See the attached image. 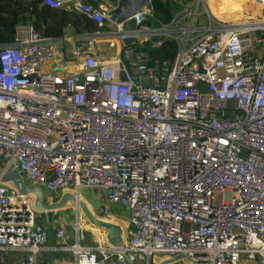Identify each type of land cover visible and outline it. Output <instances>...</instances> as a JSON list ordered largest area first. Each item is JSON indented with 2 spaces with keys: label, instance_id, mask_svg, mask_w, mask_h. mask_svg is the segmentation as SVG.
Segmentation results:
<instances>
[{
  "label": "built area",
  "instance_id": "2783aa9c",
  "mask_svg": "<svg viewBox=\"0 0 264 264\" xmlns=\"http://www.w3.org/2000/svg\"><path fill=\"white\" fill-rule=\"evenodd\" d=\"M199 1L157 29L144 25L150 5L127 31L111 20L115 3L67 0L96 25L74 47V74L43 70L54 56L43 24H19L0 45V174L16 170L56 200L102 191L127 223L113 246L104 230L81 244L92 231L77 217L71 242L57 221L49 248L33 196L0 182V264L8 253L39 264L48 250L72 261L44 264H264V0L234 22L201 13ZM163 40L177 45L171 62L150 64L135 46ZM116 42L118 56L96 54Z\"/></svg>",
  "mask_w": 264,
  "mask_h": 264
},
{
  "label": "trees",
  "instance_id": "16d2710c",
  "mask_svg": "<svg viewBox=\"0 0 264 264\" xmlns=\"http://www.w3.org/2000/svg\"><path fill=\"white\" fill-rule=\"evenodd\" d=\"M100 2L101 0H88V3L94 7ZM151 8V14L144 22V25L151 29L170 24L177 11L168 0H151ZM27 23L37 28L43 24L44 35L54 37L62 36L67 26H73L78 33H91L96 30L95 23L85 15L51 9L44 4V0H0V45L12 42L16 26ZM150 45V41L142 46L135 45L148 53L150 64L171 62L177 52V45L172 40H163L157 48H152ZM119 212V209H110L112 214Z\"/></svg>",
  "mask_w": 264,
  "mask_h": 264
},
{
  "label": "crops",
  "instance_id": "0c3cea01",
  "mask_svg": "<svg viewBox=\"0 0 264 264\" xmlns=\"http://www.w3.org/2000/svg\"><path fill=\"white\" fill-rule=\"evenodd\" d=\"M62 1L65 2V4L59 10L70 12L68 5L66 3L67 0H62ZM117 1L118 0H101V2L99 4L101 5V4H105L108 2H112V3L116 4ZM168 1H169L170 5H172L173 7L176 8L177 11L175 13H177V12H180L183 9H185V3L186 2L188 3L190 0H168ZM208 1H209V3H208ZM208 1H207V5L210 6V9H213V10H211L213 13V16L221 19V14L224 13L222 11L223 9L221 7L219 8L221 2L223 4V6L226 8L225 10L227 12L231 13L232 12L231 10H234V12L236 13L242 5L248 3L250 0H243L240 5L236 4L237 0H208ZM246 1H248V2H246ZM87 2H88V0H87ZM245 7H246V5H245ZM245 7L243 6V8L241 10L242 15H244ZM225 21H227V20L225 19ZM85 33L86 32L78 33L74 30L73 26H67V28H65L63 30L62 36H60V37L48 36L54 40V44H53L54 56L50 61H48L47 63H45L43 65V70H45V71L55 70V71H58L60 73H65V74L77 73L80 70V65L82 64L83 59L74 54V47H75L78 39L82 35H84ZM120 49H121V45L118 42H116L114 44L113 48H107L106 45H104V44H98L97 49H96V54L101 56L104 59H108V58L113 57V56H118ZM8 185L13 186L12 184H8ZM69 203H71V202H69ZM87 207H88V205H87ZM80 213H81V210H80ZM125 215H126V209H124V211L122 213H120V215H118V214L114 215V216L120 218L121 223H118V225H120V227L122 228V231L127 226ZM38 218H39V221L43 222L47 228V231L49 234L47 246L50 248V247L54 246L53 227L55 226V224L58 221L57 217L53 213L52 214L47 213V214H40L38 216ZM77 219L83 225V227L92 231L93 235H95V237H96V240L102 241V238L104 237V234H105V232L103 230H101L100 228H98L96 226L88 224L85 217L83 216V214H80L79 217H77ZM122 225L124 226V228ZM4 259L7 263L14 264L20 259V255L8 253L5 255ZM38 261H39V264H44L47 262H70V261H72V256L69 253L53 252L51 250H48V251L42 252L38 255Z\"/></svg>",
  "mask_w": 264,
  "mask_h": 264
},
{
  "label": "water",
  "instance_id": "95a60500",
  "mask_svg": "<svg viewBox=\"0 0 264 264\" xmlns=\"http://www.w3.org/2000/svg\"><path fill=\"white\" fill-rule=\"evenodd\" d=\"M150 5L151 0H118L115 9L111 12V20L114 23L123 22L124 29L132 31L135 29V24L130 18L134 16L136 12L149 8ZM133 41L134 39H126L124 44L130 45ZM0 182L4 184H12L19 195H32L34 209L39 214L60 211L67 203L76 201V197L71 193H63L57 200L55 199L54 202H44L42 190L37 186L25 183L21 175L16 170L1 173ZM78 206L86 221L90 225L106 231V237L109 244L113 246H120L122 244L123 232L120 225L95 217L84 202L79 201ZM77 212L78 211H76V217H78ZM85 235L90 243L94 242V236L91 232L86 231ZM181 259H187V256H183ZM175 262L176 260L168 259L161 261L159 264H173Z\"/></svg>",
  "mask_w": 264,
  "mask_h": 264
},
{
  "label": "rangeland",
  "instance_id": "374dc122",
  "mask_svg": "<svg viewBox=\"0 0 264 264\" xmlns=\"http://www.w3.org/2000/svg\"><path fill=\"white\" fill-rule=\"evenodd\" d=\"M194 1L195 0H190L188 3L186 2L185 8L187 6H190ZM207 1L208 0H200L198 2L199 11L201 13H203L204 11H209ZM242 1L243 0H237L236 4L240 5ZM246 2H248V1H246ZM208 3H209V1H208ZM246 4L242 5L236 13H233L234 10H231L232 12L229 13L225 10L226 8L223 6V4L221 2L219 8L221 7L223 9L222 11L224 12L221 14V19L216 18L210 12L209 13L211 16H213L216 20H218L220 22L225 21V19L227 20V22L239 21V20H243L247 16V13L244 15H242V13H241L243 6L245 7ZM257 14L258 13L254 12L252 9L248 10L249 16L255 17ZM42 192H43V196H44V202H54L55 199L50 197V195L47 192V190L45 189V187H42ZM80 195H81L80 196L81 201L85 202L88 205L89 209L91 210V212L93 213V215L95 217L101 218L107 222H111V223H115V224L121 223L120 218H118L114 215H117V214L120 215V213H122L125 208L122 206L110 205V204L106 203L105 195L102 191H94V190L84 189V190H81ZM111 208L119 209L120 213H116V214L110 213ZM76 211H78L77 213H79L78 214V217H79V215L82 214V213H80V209L76 210L74 203L71 202V203H67L66 206L62 210L52 212L53 214L56 215L57 220L59 222H64L65 224L68 225L67 231H68L71 242H74V230L72 228V224L75 223V221H76ZM123 228H124V226H123ZM81 244L89 245L90 243L88 240H85V241L81 242Z\"/></svg>",
  "mask_w": 264,
  "mask_h": 264
},
{
  "label": "bare ground",
  "instance_id": "6f19581e",
  "mask_svg": "<svg viewBox=\"0 0 264 264\" xmlns=\"http://www.w3.org/2000/svg\"><path fill=\"white\" fill-rule=\"evenodd\" d=\"M212 5H213V4H212ZM259 8H260V7H259L258 5L255 4L254 0H250V1L246 4L245 10H244V14L248 13V10H250V9H252L254 12L259 13V12H258V11H259ZM247 9H248V10H247ZM208 10H209L210 13H212L211 10H213V9H210V6H208ZM233 12H234V11H233ZM234 13H235V12H234ZM212 15H213V13H212ZM8 186H9V185H8ZM79 201H81L80 196H78V197L76 198V201L73 202L74 205H75V208H76L77 210L80 209L79 206H78V202H79ZM81 202H82V201H81ZM80 227H83V225L78 221V224H77L76 228H80Z\"/></svg>",
  "mask_w": 264,
  "mask_h": 264
}]
</instances>
